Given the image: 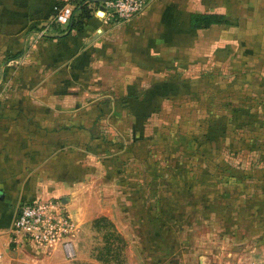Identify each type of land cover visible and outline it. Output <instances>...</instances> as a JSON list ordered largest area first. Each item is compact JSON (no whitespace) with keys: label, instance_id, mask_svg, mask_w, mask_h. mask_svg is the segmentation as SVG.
<instances>
[{"label":"rangeland","instance_id":"obj_1","mask_svg":"<svg viewBox=\"0 0 264 264\" xmlns=\"http://www.w3.org/2000/svg\"><path fill=\"white\" fill-rule=\"evenodd\" d=\"M220 40L128 90L2 51L0 122L31 126L0 129V172L63 199L78 226L74 258L33 264H264V66Z\"/></svg>","mask_w":264,"mask_h":264},{"label":"crops","instance_id":"obj_2","mask_svg":"<svg viewBox=\"0 0 264 264\" xmlns=\"http://www.w3.org/2000/svg\"><path fill=\"white\" fill-rule=\"evenodd\" d=\"M64 5L72 8V16L68 24L59 25L54 8ZM82 7L90 18H83L79 28L76 22ZM205 14L219 15L224 22L204 27L200 16ZM36 34L40 41L29 44L25 35ZM215 37L221 38L219 48L234 49L239 65L264 66V0H149L142 13L125 21L108 16L102 0H0V54L25 46L31 52L39 50L43 66L54 61L78 71L93 70L104 83L110 82V88L155 84L162 69ZM33 60L26 58L30 63ZM16 108L12 105L5 111L17 113ZM251 117L252 122L256 120ZM30 126L19 127V121L13 120L0 122V129L11 131ZM41 195L21 188L9 172H0V264L34 263L41 258L36 251L15 248L10 242V228L20 205L41 199Z\"/></svg>","mask_w":264,"mask_h":264},{"label":"built area","instance_id":"obj_3","mask_svg":"<svg viewBox=\"0 0 264 264\" xmlns=\"http://www.w3.org/2000/svg\"><path fill=\"white\" fill-rule=\"evenodd\" d=\"M148 2L149 0H102L108 16L123 21L142 13ZM72 11L68 5L55 7V22L59 25L68 24ZM77 229L78 226L62 199H38L20 205L10 228V242L15 248L36 251L35 255L45 256L59 252L63 258L72 259L76 255Z\"/></svg>","mask_w":264,"mask_h":264},{"label":"trees","instance_id":"obj_4","mask_svg":"<svg viewBox=\"0 0 264 264\" xmlns=\"http://www.w3.org/2000/svg\"><path fill=\"white\" fill-rule=\"evenodd\" d=\"M83 18H90L89 12H88V10L85 7H82V13H81V15L79 17V20L76 22L77 27H79V28L82 27ZM200 18L204 19V22H203L204 27H208L209 25L214 24V23H222V22H224L222 20V17H220L219 15H215V14L201 15ZM241 111H243V110H241ZM246 114L249 117L253 116L250 113H246ZM224 121H225V119H222V117H221V118L218 119V121L211 122L209 124L208 135H212V136H221V135H223L224 134V130H225L224 127H223L224 123H225ZM248 122H246V123H248ZM243 125H244V123H240V126H243Z\"/></svg>","mask_w":264,"mask_h":264},{"label":"water","instance_id":"obj_5","mask_svg":"<svg viewBox=\"0 0 264 264\" xmlns=\"http://www.w3.org/2000/svg\"><path fill=\"white\" fill-rule=\"evenodd\" d=\"M63 200V199H62ZM64 201V200H63ZM65 202V201H64Z\"/></svg>","mask_w":264,"mask_h":264}]
</instances>
